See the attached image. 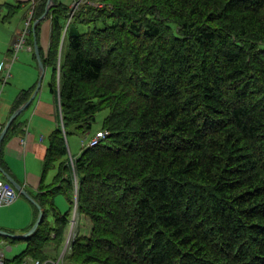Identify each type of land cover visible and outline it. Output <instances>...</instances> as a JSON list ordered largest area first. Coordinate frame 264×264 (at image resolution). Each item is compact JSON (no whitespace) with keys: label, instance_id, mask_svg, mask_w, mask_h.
I'll list each match as a JSON object with an SVG mask.
<instances>
[{"label":"trees","instance_id":"trees-1","mask_svg":"<svg viewBox=\"0 0 264 264\" xmlns=\"http://www.w3.org/2000/svg\"><path fill=\"white\" fill-rule=\"evenodd\" d=\"M101 1L80 3L69 19L72 7L54 0L46 16L51 46L40 55L65 131L52 132L44 157V172L56 170L35 197L44 222L7 262L45 260L46 245L64 242L71 209L55 212L56 227L47 211L55 193L75 203L66 134L89 132L107 108L106 136L75 158L78 211L92 228L69 261L264 264V0ZM47 3L35 0L33 21ZM23 6L1 3V21ZM33 90L20 92L10 116ZM9 238L23 239L0 234Z\"/></svg>","mask_w":264,"mask_h":264},{"label":"crops","instance_id":"crops-1","mask_svg":"<svg viewBox=\"0 0 264 264\" xmlns=\"http://www.w3.org/2000/svg\"><path fill=\"white\" fill-rule=\"evenodd\" d=\"M16 1H23L24 6L26 4L27 6H25L24 8L25 11L23 13L19 12L18 14L15 15L16 19H14V21L12 20L15 16L11 19V21H5V22L1 21L0 18V61L4 56H7L9 54L12 43L16 38V34L24 26L25 18L28 14L30 6L33 3V0H16ZM58 1L67 4L68 0H58ZM8 22H12V23L9 24ZM39 45L41 46L43 56H46L50 51V46H51V19L48 17L45 20H43L41 23ZM60 54H61V50H60ZM47 72L48 73L51 72V79H52V69L50 66L49 67L47 66L45 70V74ZM40 75H41V66L36 53L34 51H30L29 49L21 51L19 53L18 61H15V63L12 66V77L10 78L8 85L5 87L4 96L0 103V107H2V111H3L1 112V114L4 113L3 119H1L3 123L6 124V122H8V120L10 119L11 117L10 114L13 105L16 99L18 98L20 92L22 90H30L31 88L35 90V86H37ZM49 83H48V88H46L45 90L43 89L44 87L41 86L34 100L29 104V106L26 109H24L18 115L19 117L17 120L18 123L17 128L8 133V137L6 138L3 147L1 148L2 154L0 158V165L20 185H22L23 189L26 190L28 194H30L33 198L37 197V195H40L41 192L45 193L44 191L47 190L48 188L42 190L41 186H44L42 184L52 183L54 181V175L56 172L55 169H52L50 175H49L50 171L44 172V157L50 141V135L55 129L58 128L61 122L59 118L60 109H59L58 100L56 99V96L50 91ZM34 90L32 91L31 96ZM72 149L74 150L76 149L75 145L74 147H72ZM81 152L82 149L78 150L77 156H79ZM1 174L2 173L0 171V177L2 176ZM53 195H56V193ZM44 198L48 199V196H44ZM30 201L31 199L29 197L25 195V197L22 198V194H21L17 199V201L13 203L14 205L12 207L13 209H18V207H27V204ZM47 205H49L48 201H47ZM55 205L57 207L56 210L54 211L51 210V212L54 215V219H55V212L57 213L60 212L58 211V207L60 206L56 202ZM8 206L9 205L0 206V213L4 214L6 212L5 208H7ZM34 207L36 208V206ZM33 211H34V215L29 216V220L26 223H25L26 220L24 222L18 223L9 220L8 218H6V216L1 217L0 215V219H1L0 229H4L5 231H11L13 233H24L34 225V221L37 217L38 211L37 209ZM66 212L64 213L60 212V214L64 215ZM90 231H91V226L82 235H88ZM19 240L22 239L20 238L17 239L16 241H12L9 238L7 240H1V241L4 242L12 241L16 243ZM22 241L26 243L25 245L26 247L27 241L25 239ZM52 243L53 245H56L55 242ZM8 249L13 250V247L9 246ZM43 251L47 255L46 258L51 259L49 255L50 253L54 252L52 247L46 245L43 248Z\"/></svg>","mask_w":264,"mask_h":264},{"label":"rangeland","instance_id":"rangeland-1","mask_svg":"<svg viewBox=\"0 0 264 264\" xmlns=\"http://www.w3.org/2000/svg\"><path fill=\"white\" fill-rule=\"evenodd\" d=\"M73 1L74 0H68L67 4L72 6ZM4 2H16V0H0V4L4 3ZM25 6H27V4ZM25 6H23V8L20 10L21 13H23L25 11L24 10ZM5 12H6V9L0 10V18L5 14ZM14 19H16V16L13 18L12 21H14ZM8 23L10 24L12 22H8ZM50 79H51V72L50 73L47 72L45 74V76L43 77V81H42V87H44L43 88L44 90L46 88H48V83H49ZM10 84H11V82H10ZM3 96H4V92H3L2 97ZM58 104H59V97H58ZM1 112H3L2 107H0V115H1L0 120L3 119V116H4L3 115L4 113L1 114ZM108 112H109V110L107 108H105V109H103L97 113L96 120L93 123L92 128L89 132H87L85 134L84 133H78V132H72L69 135H67L68 145L69 146L72 145V146H70V152H71L72 156H74L75 158L78 157L77 152H78V150H81L83 147L82 141L83 140L88 141L89 139H91L96 134V132L98 130H101L102 124L104 122V118H105V116H107ZM62 129L64 130V126ZM74 145L76 147L75 150L72 149V147H74ZM51 171L52 170H50L49 175L51 174ZM1 175L4 176L3 174H1ZM75 183H76V179L74 180V185H75ZM78 183H79V181H78ZM74 189H75V186H74ZM75 194H76V191L74 190V199H75ZM23 197H25V195L22 194V198ZM52 199L60 206V207H58V211L64 213V212L68 211L69 208L71 209V211L68 215V224L66 225V228L64 230V235H63V237L65 238L64 242L63 243L55 242L56 245H53V243L48 244V246L52 247V249L54 250V252L50 253V255H49V257H51V259H48V260L58 261L64 253L65 245L67 243L68 237L69 236L73 237V232H77V234L82 235L83 233H85L87 231V229H89L90 226L92 228V223L89 220V218H87L84 214H81L78 210L76 211L75 205H74V207L71 206V204L68 200V197L64 193H62V192H61V194L57 193L56 195L52 196ZM13 205L14 204L9 205L7 208H5L6 212L4 214L0 213V215H1V217L6 216V218H8L9 220H12L13 222H18V223L24 222L25 220H26L25 221V223H26L29 220V216L34 215L33 210L37 209V207H38V206H36V204L34 205V201H32V200L30 202H28L27 207H18V209H13V207H12ZM34 206H36V208ZM15 210H16V212H15ZM38 215H39V212H38ZM38 215L34 221V224L38 218ZM74 216H76V223L77 224H75L74 225L75 227L72 228ZM47 219L52 223V225L54 227H56V223L54 221L55 220L54 215L51 211H47ZM29 230L30 229H28L24 233H13V232L12 233L23 235V234L27 233ZM71 231H72V235H70ZM89 234H90V232H89ZM11 242H4V241L0 242V247H1V249H3L6 258H12L15 254L19 253L22 249H24V247L26 245V243L22 240H19L16 243L15 242L11 243ZM9 246L13 247V250H9L8 249ZM53 258H55V259H53ZM61 264H69L68 257H66L64 259V262H61ZM90 264H98V263H90Z\"/></svg>","mask_w":264,"mask_h":264},{"label":"built area","instance_id":"built-area-1","mask_svg":"<svg viewBox=\"0 0 264 264\" xmlns=\"http://www.w3.org/2000/svg\"><path fill=\"white\" fill-rule=\"evenodd\" d=\"M97 6L102 7L103 3H96ZM33 9L28 13V17L25 21L24 27L17 33L16 38L12 44V51L10 56L4 58L0 62V101L3 93L4 85L6 84L8 77L10 76V68L13 61L17 58L18 53L23 49H32V46L28 44V37L31 32L32 26ZM3 129V124L0 122V131ZM106 136V132L99 131L97 135L91 139L86 146H94L99 143V141ZM71 166L74 168L75 163L71 160ZM18 192L14 186L7 180L0 178V206L10 205L16 201L18 198ZM71 239L68 241L70 244ZM68 247V246H67ZM69 249V248H68ZM0 264H13L8 263L3 249L0 247ZM23 264H49L48 261H42L41 259H34L27 257L23 260ZM52 264H61V260L53 262ZM74 264V263H69Z\"/></svg>","mask_w":264,"mask_h":264},{"label":"water","instance_id":"water-1","mask_svg":"<svg viewBox=\"0 0 264 264\" xmlns=\"http://www.w3.org/2000/svg\"><path fill=\"white\" fill-rule=\"evenodd\" d=\"M54 4L53 0H48V5L46 8L45 13L35 21L34 24V48H35V53L38 57V60L40 62V66H41V75L37 84V87L33 93V95L23 104L21 105L10 117V119L8 120V122L5 125V128L3 129V131L0 134V152H1V148H2V140L4 139L7 131L9 130L11 123L14 121V119L25 109L29 106V104L34 100V98L36 97L37 93L39 92L41 85H42V79L44 76V67H43V63H42V59H41V55H40V48H39V44L38 41L36 39V34H35V27L37 25V23L42 20L43 18H45V16L47 15V13L50 10V7ZM59 100H60V91H59ZM0 171L1 173L23 194L26 195L27 197H29L32 201H34L35 203H37L38 207H39V215L38 218L35 222V224L32 226V228L25 234L23 235H19V234H13L10 233L8 231H5L3 229H0V234L2 235H6V236H12V237H27L29 235H31L32 233H34L38 227L40 226L43 217H44V209L42 208V206L30 195L28 194V192L26 190L23 189L22 185H20L8 172H6L4 170V168H2V166L0 165ZM75 202L78 204V188L76 189V197H75Z\"/></svg>","mask_w":264,"mask_h":264},{"label":"clouds","instance_id":"clouds-1","mask_svg":"<svg viewBox=\"0 0 264 264\" xmlns=\"http://www.w3.org/2000/svg\"><path fill=\"white\" fill-rule=\"evenodd\" d=\"M53 2H54V0H53ZM82 2H87V3H90V4H92V5H94V6H97L96 5V3H103V1H101V0H74V2L72 3V6H70V7H72V11L70 12V18L69 19H71V17H72V15H73V12H74V10L79 6V4L80 3H82ZM47 5H48V3H47ZM54 5V4H53ZM52 5V6H53ZM103 5H104V3H103ZM34 6H35V0H33V3H32V5L30 6V9H29V11L31 10V9H33V14H34ZM51 6V7H52ZM50 7V8H51ZM97 7H100V6H97ZM47 8V7H46ZM29 11H28V13H29ZM50 11V10H49ZM48 14V13H47ZM47 16V15H46ZM45 16V18H47ZM27 17H28V14H27V16H26V18H25V21H26V19H27ZM45 18H43V19H45ZM42 19V20H43ZM36 21V20H35ZM35 21H33V17H32V26H31V32L33 31V33H34V30H33V28H34V24H35ZM41 21V20H40ZM39 21V22H40ZM38 22V23H39ZM37 23V24H38ZM25 25V24H24ZM24 27V26H23ZM22 27V28H23ZM36 28V27H35ZM31 32H30V35H29V37H28V44L29 45H31L32 46V49H29L30 51H34L35 52V48H34V42L33 43H30V41H29V38L31 37ZM65 32H66V30L64 31V36H65ZM17 35V34H16ZM63 39H64V37H63ZM14 42V41H13ZM62 43H63V40H62ZM13 44V43H12ZM24 50H27L26 48L25 49H23V50H21V51H24ZM11 51H12V46H11V49H10V52H9V54L7 55V56H4L3 58H2V60L4 59V58H6V57H8V56H10V54H11ZM20 51V52H21ZM19 52V53H20ZM19 53H18V56H17V58L13 61V63H12V65H11V68H10V76L8 77V80H7V82H6V84L4 85V88H3V92H5V87L8 85V82H9V80H10V78L12 77V66H13V64L15 63V61H17L18 60V57H19ZM61 57V56H60ZM1 60V61H2ZM0 61V62H1ZM59 62H60V59H59ZM43 63V62H42ZM60 64V63H59ZM43 67H44V65H43ZM45 68H44V75H45ZM59 73H60V71H59ZM60 75V74H59ZM44 77V76H43ZM42 81H43V79H42ZM38 84V83H37ZM42 86V85H41ZM37 87V86H36ZM36 89V88H35ZM35 91V90H34ZM34 93V92H33ZM2 95H3V93H2ZM33 95V94H32ZM58 97H59V92H58ZM2 96H1V101H2ZM60 100H61V98H60ZM59 100V109H60V112H59V118H60V120H61V122H60V124H61V126H62V128H63V126H64V123H63V117H62V108H61V101ZM1 101H0V103H1ZM24 104V103H23ZM22 104V105H23ZM26 109V108H25ZM16 119V118H15ZM14 119V120H15ZM0 122L3 124V129L5 128V123H3L1 120H0ZM7 123V122H6ZM3 129H2V131H3ZM2 131H0V134H1V132ZM64 131H65V128H64ZM99 131H103V130H98L97 132H96V134L91 138V139H93L96 135H97V133L99 132ZM104 132H106V134H107V131H104ZM66 138H67V134H66ZM91 139H89L88 141L87 140H83L82 141V145H83V147H82V149L83 148H87V147H90V146H86V143H88ZM67 142H68V140H67ZM69 146V145H68ZM69 155H70V160H69V163L71 162V160H73L74 161V163H75V157L74 156H72V154H71V152H70V146H69ZM70 165H71V163H70ZM72 167V166H71ZM73 168V167H72ZM73 170H74V180L76 179V183H75V191H76V189L78 188V176L76 175V172H75V166H74V168H73ZM6 171V170H5ZM7 172V171H6ZM0 178H3V179H5V180H7L8 182H10L7 178H5L4 176H1ZM11 183V182H10ZM12 184V183H11ZM13 185V184H12ZM14 186V185H13ZM14 188L17 190V192H18V195L20 196L22 193L14 186ZM19 196H18V198H19ZM75 197H76V194H75ZM17 198V199H18ZM17 199H16V201H17ZM35 199V198H34ZM76 199V198H75ZM75 199H74V201H75ZM36 200V199H35ZM15 201V202H16ZM13 204V203H12ZM34 204H35V202H34ZM11 205V204H10ZM74 205H75V209H76V211L78 210V204L75 202L74 203ZM38 206V205H37ZM39 208V207H38ZM75 211V212H76ZM75 224H77L76 223V216H74V221H73V226H72V228L73 227H75L74 225ZM32 228V227H31ZM30 228V229H31ZM70 235H72V231H71V233H70ZM77 235H80V234H77V232H73V237H68V240H67V243H66V245H65V250H64V253H63V255H62V257L59 259V260H61V262H64V259L66 258V257H68V253L71 251V247H72V243H73V241L75 240V238L77 237ZM22 238H24V237H22ZM69 239H71V241H70V244L68 245V241H69ZM68 246V247H67ZM69 248V249H68ZM27 258V257H26ZM30 258H33V257H30ZM7 259V258H6ZM34 259H40V258H34ZM42 260V259H41ZM48 261L49 262V264H52L53 262H56V261H54V260H48V259H45V260H42V261ZM69 263H73V262H71V261H69ZM14 264V263H13ZM74 264H76V263H74Z\"/></svg>","mask_w":264,"mask_h":264},{"label":"bare ground","instance_id":"bare-ground-1","mask_svg":"<svg viewBox=\"0 0 264 264\" xmlns=\"http://www.w3.org/2000/svg\"><path fill=\"white\" fill-rule=\"evenodd\" d=\"M76 29H77V28H76ZM68 31H69V30H68ZM20 86H21V85H20ZM21 88H22V87H21ZM29 88H30V87H29ZM263 115H264V114H263ZM25 126H26V125H25ZM29 128H30V127H29ZM29 128H28V129H29ZM217 130H218V129H217ZM76 158H77V157H76ZM229 171H230V170H229ZM116 172H117V171H116ZM114 174H115V173H114ZM14 177H15V176H14ZM112 177H113V176H112ZM116 178H117V176H116ZM226 178H227V177H226ZM112 180H113V179H112ZM114 180H115V179H114ZM218 182H219V181H218ZM81 183H82V182H81ZM206 183H207V182H206ZM212 184H213V183H212ZM220 184H221V183H220ZM205 185H207V184H205ZM209 185H211V184H209ZM204 187H206V186H204ZM80 188H81V187H80ZM203 189H204V188H203ZM216 190H217V189H216ZM145 191H146V190H145ZM210 191H211V190H210ZM60 194H61V193H60ZM218 194H219V193H218ZM81 195H82V194H81ZM219 195H220V194H219ZM81 197H82V196H81ZM219 197H220V196H219ZM219 197H218V198H219ZM218 198H217V199H218ZM41 199H42V198H41ZM133 199H135V198H133ZM43 200H44V199H43ZM43 200H41V201H43ZM80 200H81V199H80ZM127 202L129 203V201H127ZM132 202H134V201H132ZM129 204H130V203H129ZM213 205H214V204H213ZM134 206H136V205H134ZM136 207H137V206H136ZM129 209H130V208H129ZM130 210H131V209H130ZM214 211H215V210H214ZM133 212H134V211H133ZM133 212H131V213H133ZM126 215H127V217H128L129 214H126ZM132 215H133V214H132ZM122 216H124V214H122ZM134 216H135V215H134ZM124 217H125V216H124ZM132 217H133V216H132ZM138 217H139V216H138ZM125 218H126V217H125ZM128 218H129V217H128ZM132 219H133V218H132ZM126 220H127V219H126ZM137 220H138V219H137ZM133 221H134V220H133ZM43 222H44V220H43ZM43 222H42V223H43ZM126 222H127V221H126ZM126 222H124V224H126ZM134 224H136V222H135ZM41 226H42V225H41ZM131 226H133V225H131ZM156 227H157V225H156ZM42 228H43V227H42ZM44 230L46 231L47 228L44 229ZM40 231H42V230H40ZM164 231H165V230H164ZM33 234H34V233H33ZM44 234H45V233H44ZM164 234H165V233H164ZM151 235H152V234H151ZM165 235H166V234H165ZM32 236H33V235H32ZM33 237H34V236H33ZM151 237H152V236H151ZM154 237H156V236H154ZM154 237H153V238H154ZM10 238H11V237H10ZM14 238H15V237H14ZM25 238H26V237H25ZM12 239H13V237H12ZM151 239H152V238H151ZM151 239H150V240H151ZM22 240H24V239H22ZM12 241H13V240H12ZM15 241H16V240H15ZM151 241H152V240H151ZM31 242H32V241H31ZM33 244H34V243H33ZM148 245H149V244H148ZM148 245H147V246H148ZM72 246H73V245H72ZM148 247H149V246H148ZM56 248H57V247H56ZM151 250H152V249H151ZM93 255H94V253H93ZM96 257H97V256H96ZM97 258H98V257H97ZM93 260H94V259H93ZM146 260H147V259H146ZM146 260H145V261H146ZM73 261H74V260H73ZM200 262H201V260H200Z\"/></svg>","mask_w":264,"mask_h":264}]
</instances>
